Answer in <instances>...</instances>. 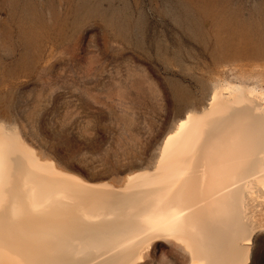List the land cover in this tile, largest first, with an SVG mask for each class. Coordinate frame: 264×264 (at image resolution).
Listing matches in <instances>:
<instances>
[{
    "label": "rangeland",
    "instance_id": "374dc122",
    "mask_svg": "<svg viewBox=\"0 0 264 264\" xmlns=\"http://www.w3.org/2000/svg\"><path fill=\"white\" fill-rule=\"evenodd\" d=\"M238 84L264 93V0H0V126L86 182L152 170L179 121ZM261 196L249 264H264ZM146 252L190 260L168 239Z\"/></svg>",
    "mask_w": 264,
    "mask_h": 264
},
{
    "label": "bare ground",
    "instance_id": "6f19581e",
    "mask_svg": "<svg viewBox=\"0 0 264 264\" xmlns=\"http://www.w3.org/2000/svg\"><path fill=\"white\" fill-rule=\"evenodd\" d=\"M223 88L120 190L59 169L0 126V264H138L163 239L182 246L187 264H249V209L264 193V93Z\"/></svg>",
    "mask_w": 264,
    "mask_h": 264
}]
</instances>
